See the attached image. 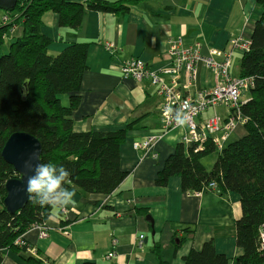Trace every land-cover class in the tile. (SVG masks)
Listing matches in <instances>:
<instances>
[{"label":"crops","instance_id":"1","mask_svg":"<svg viewBox=\"0 0 264 264\" xmlns=\"http://www.w3.org/2000/svg\"><path fill=\"white\" fill-rule=\"evenodd\" d=\"M84 14L80 29L71 30L59 27L57 14L46 13L41 33L50 40L47 51L53 56L74 44H89L79 102L71 114L72 130L113 132L133 122L120 147L125 180L110 195H87L71 189L74 203L64 206L66 215L61 216V207L53 205L46 219L47 238L40 239L36 229L27 230L20 237L29 250H4L0 264H25L28 256L42 264H159V259L162 264H183L191 249L200 250L207 241L213 242L229 264H235L242 254L234 231L235 220L241 215L239 196L232 192L220 196L215 190L184 193L178 176L163 187L155 185L157 173L182 143L186 128L164 131L163 101L156 88L148 80L122 79L119 67L134 58L143 60L151 70L169 67V40H181L185 47L199 44L201 57H206L210 48L227 51L230 38L250 39L260 16L256 0H144L127 14ZM20 31L17 25L9 32L5 51ZM233 55L230 73L238 77L241 55ZM198 69L196 84L184 92L189 98L214 85L211 72L201 64ZM67 97L60 96L64 107ZM202 115V119L211 116ZM244 134L239 127L230 138ZM149 136H154L155 142L148 151L134 149L135 143ZM111 251L114 256L106 258Z\"/></svg>","mask_w":264,"mask_h":264},{"label":"trees","instance_id":"2","mask_svg":"<svg viewBox=\"0 0 264 264\" xmlns=\"http://www.w3.org/2000/svg\"><path fill=\"white\" fill-rule=\"evenodd\" d=\"M143 1L17 0L14 10L0 9L3 13L0 22V263L4 250L17 253L26 250V246L15 245L14 240L35 222L46 221L53 208V205L41 207L34 203L33 194L29 193L22 210L11 214L6 211L2 203L6 196L5 182L18 177L1 157L9 135L23 132L37 138L42 146L41 162H53L69 170L70 184L65 186L70 190L87 195H110L126 177L120 166V147L133 122L113 132H73L71 114L79 102L89 44L77 43L56 56L49 55L50 40L42 35L40 28L43 15L55 13L59 16L60 28L78 30L86 11L127 14ZM256 7L260 16L247 39L249 50L232 53L241 55L238 78H250L253 82L239 99L240 114L246 118L240 128L245 134L239 139L230 138L220 151L209 140L197 151L195 144L184 148L180 143L164 161L155 179V185L163 187L170 178L178 176L184 193H198L214 183L216 188L211 190L218 195L232 192L239 196L241 215L235 220L234 231L235 244L242 254L235 264H264V254L258 252L259 228L264 223V0H256ZM17 25L20 34L1 55L9 32ZM64 95H68L65 107L60 98ZM213 153L217 156L207 170L201 160ZM202 245L200 250L191 249L183 257V264H229L226 256L216 252L212 241ZM24 261L42 264L32 256ZM159 262L162 264L160 259Z\"/></svg>","mask_w":264,"mask_h":264},{"label":"built area","instance_id":"3","mask_svg":"<svg viewBox=\"0 0 264 264\" xmlns=\"http://www.w3.org/2000/svg\"><path fill=\"white\" fill-rule=\"evenodd\" d=\"M168 43L170 47L166 57L171 59L169 67L155 71L149 69L141 59H129L123 61L119 67L121 78L134 81L148 80L157 86L156 93L163 101L160 113L164 121L163 129L164 131H172L179 127H185L186 130L182 138L183 146L195 144L197 145L195 151L202 150V144L209 140L215 149L220 151L230 140L231 133L235 128L243 127L242 124L246 122V118L240 114L239 99L244 92L253 86V82L250 78L230 77L229 69L232 53L248 51L250 43L242 36L231 38L227 43L229 46L227 51H220L221 53H219L215 49H209L206 57H201L199 44L185 47L181 40H169ZM110 47L112 46L110 45ZM107 49H110L109 46ZM199 64L211 72L215 84L206 90L196 91L194 98H189L184 92L196 84ZM219 107L224 110L222 116L215 112ZM177 109L182 110L186 115L184 125L176 124L174 116ZM208 109H212L213 114L204 120L202 114L206 113ZM154 138V136H149L146 140L135 143L134 149L148 151L155 142ZM215 188V184L210 183L208 187H204L198 193ZM59 212L61 216H65L66 207H61ZM45 222H35L29 228L38 230L40 239H46L49 233V228ZM65 231H67L66 228ZM14 241L15 245L19 247L26 246L20 236ZM112 245H115L114 242ZM138 246H141V242H138ZM258 246V252L264 254V223L259 228ZM26 250L29 249L26 248ZM113 256L114 252L111 251L106 258Z\"/></svg>","mask_w":264,"mask_h":264},{"label":"water","instance_id":"4","mask_svg":"<svg viewBox=\"0 0 264 264\" xmlns=\"http://www.w3.org/2000/svg\"><path fill=\"white\" fill-rule=\"evenodd\" d=\"M17 0H0V9L14 10ZM1 157L8 165L12 166L18 177L5 182V198L3 206L11 214L22 210L28 202L27 181L34 174L37 163H42L41 143L37 138L23 132L9 135L2 147ZM146 220L150 223L149 218Z\"/></svg>","mask_w":264,"mask_h":264},{"label":"clouds","instance_id":"5","mask_svg":"<svg viewBox=\"0 0 264 264\" xmlns=\"http://www.w3.org/2000/svg\"><path fill=\"white\" fill-rule=\"evenodd\" d=\"M174 119L177 125L186 123L185 113L177 109ZM70 172L63 165L53 162L37 163L34 174L28 178L27 191L32 193L33 202L43 207L55 205L63 207L74 203V191L65 186L70 184Z\"/></svg>","mask_w":264,"mask_h":264},{"label":"rangeland","instance_id":"6","mask_svg":"<svg viewBox=\"0 0 264 264\" xmlns=\"http://www.w3.org/2000/svg\"><path fill=\"white\" fill-rule=\"evenodd\" d=\"M1 14V13H0ZM231 39V38H230ZM228 43V42H227ZM210 49H212V48H210ZM215 51H218L219 53H221L219 50H215ZM6 51H5V47H3V49H2V51H1V55H3L4 53H5ZM219 59H221V57H218ZM237 64V63H236ZM235 64V65H236ZM230 66H231V62H230ZM233 67V66H232ZM236 68V70H235V73L234 74H236V72H237V67H235ZM233 70H234V67H233ZM212 75V74H211ZM212 78H213V76H212ZM237 78V77H236ZM214 84H215V82H214ZM153 85V84H152ZM154 86V89L156 88V90H157V86H155V85H153ZM214 86V85H213ZM212 86V87H213ZM211 88V87H210ZM207 89V88H206ZM205 89V90H206ZM216 114L218 115H221L222 116V114L224 113V110H223V108L222 107H219L216 111ZM161 113V112H160ZM206 114L208 115V114H213V110L212 109H208L207 110V112H206ZM210 117V116H209ZM208 118V117H207ZM205 120V119H204ZM239 127H236L235 128V130L236 129H238ZM234 130V131H235ZM233 131V132H234ZM232 132V133H233ZM231 133V134H232ZM216 153H213V154H209L208 156H206V157H204V158H202V160H201V163L203 164V166L207 169V170H209L211 167H212V165H213V163H214V160H215V158H216Z\"/></svg>","mask_w":264,"mask_h":264}]
</instances>
